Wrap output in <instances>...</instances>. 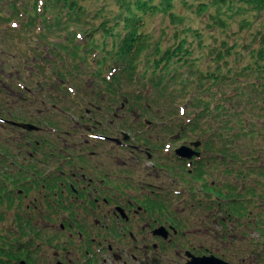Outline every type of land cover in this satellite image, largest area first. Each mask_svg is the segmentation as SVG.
<instances>
[{
    "label": "flooded vegetation",
    "instance_id": "flooded-vegetation-1",
    "mask_svg": "<svg viewBox=\"0 0 264 264\" xmlns=\"http://www.w3.org/2000/svg\"><path fill=\"white\" fill-rule=\"evenodd\" d=\"M51 90L58 92L60 88L40 87L34 98L46 103V100L52 97H46L45 94ZM84 92L83 102L58 105L56 103L55 109H48V114L53 115L52 118H45L40 106L37 115L28 113V119H32V123L39 129L19 130L22 133L21 139L16 141L19 143V149L13 152L18 154L17 166L3 168L6 173L3 178L6 185L3 198L8 208V211H5L7 221L13 211L11 207L22 208L28 197L31 199L26 210H44L43 220L37 219L38 217L32 222L31 219H16L20 221V225L23 220L26 221L25 225L19 228L22 234H29L34 240L43 235L42 241H46L45 244L35 242V248H28L30 254L36 258L40 256L36 259L40 262L38 264H110L111 260L114 264L121 263L119 259H123V255H120L122 241L127 238L137 239V228L148 233V240L153 239V255L149 250L145 253L148 258L136 259L137 254L133 257L131 255L135 264H202L204 259H223L197 239L202 237L200 233L185 232L181 220L172 211L167 210L168 206L162 204V197L172 194L177 197L179 203L188 208L200 209L203 203L211 204L214 201L221 208L220 198L211 191L212 197L209 198L210 192L197 185V179L192 177L194 174L191 170H188L186 175L176 173L171 179L175 183L174 187L163 186L160 190L155 183L149 181L153 171L167 174L177 169L182 170L185 162L192 163L196 157L189 160L177 155L176 148L179 145H171V128L168 129L170 131L167 130L166 135H161L159 130L156 140L151 144L144 136L145 133L151 134L154 131V125L148 115L141 117L139 123L142 128L135 126L139 123L129 125L130 119L126 126L121 124L125 110L122 96L105 92L104 97L100 96L103 104L87 103V98L93 100L99 96L96 94L93 98L92 95H87V86L84 87ZM116 93L119 94L117 87ZM63 106H68L69 109ZM142 109L139 107L138 112ZM126 129L128 135H125ZM162 137L164 141L161 143ZM186 137L182 134L174 136L176 141H184L185 144ZM67 138L75 140L64 143L68 141ZM120 152L125 157L119 155ZM138 155L142 161L136 171L121 169L125 163L132 164ZM100 162L107 166L103 173L101 169L96 171L97 169L92 167ZM90 167L99 175L94 176ZM138 171L145 174L146 177L142 179H146L147 183L139 179ZM87 179L90 180L89 184ZM232 186L235 187V184ZM172 188L177 190V194ZM112 204L114 208H111ZM158 207L160 214L155 212ZM231 208L226 210L225 215L216 212L217 217L210 218L211 224L215 225L216 221L223 227L235 230L239 226L238 222L244 221V227L249 228L251 211H247L248 214L245 215L241 210L239 215H236L232 214L236 207ZM260 223L253 231V238L247 250L252 254L253 263L264 264V221ZM46 228H49L47 233ZM216 235H212L210 240L213 241ZM236 236L234 233L233 240L240 241L241 238ZM45 246L54 247L56 260L53 257L41 256ZM253 252L258 253L261 258H255ZM160 256L166 263L158 259Z\"/></svg>",
    "mask_w": 264,
    "mask_h": 264
},
{
    "label": "trees",
    "instance_id": "trees-1",
    "mask_svg": "<svg viewBox=\"0 0 264 264\" xmlns=\"http://www.w3.org/2000/svg\"><path fill=\"white\" fill-rule=\"evenodd\" d=\"M91 1L0 0V41L7 38L4 42H13L20 49L21 61L18 65L20 68L18 71L24 76L17 75L22 79L23 85L27 88H34L36 80L47 79L54 74L52 71L56 73L60 67L62 69L66 66V73L71 77L70 82L74 81L76 86H81L82 83H86L82 76L86 69L84 67L87 63H90L94 66V72L91 73L98 76L99 85L102 84L107 90L109 88L114 96L120 95L124 98V101L127 100L131 103L125 105V109L128 106L131 110L135 107L143 108V105L138 101L150 96L155 89L159 88L164 90L165 93H170V97L174 99L173 103L187 109L188 115L194 120V124L199 123L200 119L203 118L202 114L205 113L217 119L219 123L222 121L228 124V130H234L236 121L229 118L232 112L226 106V103L231 101L234 96L236 98L245 97V94L250 95L251 98L248 100L253 106L260 105V111L264 112V106L260 104L263 103L260 96L264 93V30H260L254 35L258 46L249 52L250 71L258 78L257 81H246L244 75L239 76L237 73H233L232 67L234 65L229 63V56L233 54L237 46V41L229 42L227 40L228 37H234V32L228 28L230 13H233L229 11L246 12L243 5L237 6V2L241 0H214V2L202 0L200 2L198 6L200 14H210V16H207L206 23H209V25H206V27L211 30L215 27L218 30L226 27L225 35H228L227 38L224 36L218 39V43L209 48L208 53H211L212 60L216 61L217 65L206 64V66H202L203 69L198 66L201 62L197 59V54L194 55L193 53L195 47L205 48L209 46L204 42L205 32L202 28L194 27L186 30L183 27L176 26L177 28L172 36L173 42L170 43H164L160 38L158 40L153 39V35L149 32V28L152 27L153 21L159 13L163 15V23L169 25L183 24L182 16L174 10L177 0H112L115 8H107L109 5L107 0H104L101 6L90 8L88 4L90 5ZM180 1L186 3V0ZM247 1H251L258 10L264 8V0ZM212 7L219 12L208 11V8ZM166 24L165 26L161 24L162 35H166L164 33V29L167 27ZM240 30L245 29L241 27ZM5 34L7 37H5ZM211 35L212 38L217 39L216 35L213 36V33ZM248 36L250 37V34ZM197 38L199 46L193 44ZM34 55H38V59L34 60L36 70L32 72L29 79H26L27 72L23 69V62ZM81 62L83 67L79 65ZM116 70H120L121 74L115 78L116 82H110L111 78L108 77V74L112 72L114 77L116 75L114 71ZM6 72L8 71L3 70V66L0 65V78H4L3 84L9 85L10 81L5 75ZM124 81H126L125 84H138L142 92L144 90L148 91L147 95L142 93V95L137 94L139 96H129L123 91L124 84L122 83ZM228 81L234 82V86L229 91L228 88L231 83ZM75 83L72 82V85ZM66 85H69V83L65 82L62 88ZM85 85L92 87L90 83ZM191 85H195L197 90L192 91ZM114 87L118 88L119 94L116 93ZM252 90L259 91V93H255L259 95L257 98L251 95ZM27 92L23 95L28 97ZM219 93H223L224 97L221 102L216 103L208 99L210 95L218 99ZM97 94L104 97L103 92H97ZM47 96L53 97L51 94ZM242 97L240 100L244 101L245 98ZM262 98L264 99V95ZM64 99H66V96L61 92L58 100L52 99L46 100V102H54L55 100L58 105L59 103H65ZM67 103H70V101L67 100ZM189 106H192V109ZM63 108L69 109L68 106H63ZM235 111L237 112V109ZM1 116L6 117L2 114ZM243 120L247 121L242 118V125L245 123ZM198 123L191 129V134H200L201 126ZM0 125L9 127L1 121ZM238 127L244 129L243 132L246 134L252 131V129H247L245 126L240 125ZM209 132L212 137L219 134L215 126ZM9 144L12 145L11 148L0 143V206L5 205L3 191L6 185L3 178L6 177V173L3 168L17 166L16 157L18 154L13 152L19 149V143L15 140L10 141ZM172 144L177 143L172 142ZM184 144L185 142L182 141L180 145ZM207 144L212 151H215V148L218 147L217 142L214 146L210 141ZM219 146L218 152L225 150V148H222V143ZM226 150L230 149L227 148ZM229 156L239 157L236 152H230L224 158L225 162H227ZM10 161L12 162L10 163ZM213 161V153L202 152L201 157L195 158L191 164L185 162L186 165L182 169V175H186L187 171L191 170L194 174L192 177L197 179V185L203 186L206 191L210 192L213 187L207 179L210 176L209 166L211 167ZM208 163L210 164L207 165ZM237 165L235 167L229 166L227 170L231 174H237L240 178H248L251 176L250 172H256L255 167H258L253 162H247V165L251 167L246 168L247 166H244L241 159H239ZM205 166H207L206 170ZM172 189L177 194V190ZM235 189L236 195L225 197L220 194L219 196L223 208L229 209L235 206L237 208L235 214L239 215L241 210L242 213L244 211L242 208L239 210L241 204L256 202V188L245 186L240 193L237 192V186ZM246 189L249 190L250 197L241 194ZM211 197L210 192L209 198ZM162 198L165 200V197ZM244 213L245 215L248 214L246 209ZM0 220H7V216L2 210H0ZM238 223L240 224V222ZM0 235L2 237L0 241V264L40 263L36 260L40 256L36 258L33 254H30L28 249V246L31 247L33 244L28 243L25 246H19L13 241H8V238H6L7 240L3 239V234Z\"/></svg>",
    "mask_w": 264,
    "mask_h": 264
},
{
    "label": "rangeland",
    "instance_id": "rangeland-1",
    "mask_svg": "<svg viewBox=\"0 0 264 264\" xmlns=\"http://www.w3.org/2000/svg\"><path fill=\"white\" fill-rule=\"evenodd\" d=\"M104 0H92L90 2V5L88 6L90 8H96L98 6H101L103 4ZM202 0H186V3L181 2L180 0H177L175 2V12L179 15L182 16V23L183 24H178V25H169L166 23L162 22L163 15L158 14L157 18L154 19L153 25L151 28H149V32L153 35V39L158 40L159 38L162 39L164 43L167 42H173L172 36L176 30L177 27L185 28L187 29H192L194 27L197 28H202L205 32V37H204V42L208 44L209 46L205 48H200V47H195L193 53L194 55L197 54V59H199V67L206 66V64L214 66L217 65V62L212 60V55L211 53H208L209 48L216 45L218 43V39L223 38L224 36L227 38V34L225 35V30L227 29L226 27L224 28H219V30L215 27L214 29H209L206 27V25H209L207 22V16H210L208 13L206 14H200V8L198 7L200 5V2ZM211 2H214V0H208ZM109 3L107 8H115V4L112 3V0H107ZM243 5L245 7V11H241L240 13H236L233 10L229 12L231 17L229 19V29L234 32V37H228L227 40L229 42H234L237 41V46L234 49V52L231 56H229V63L234 65L232 67L233 73H237V75H244L246 81H257L258 78L255 77V75L250 71L251 66H249L250 62V50L253 49L254 47L258 46V42L254 39V35L258 33L260 30H264V8L263 9H256L251 1L243 0L237 2V6ZM214 13H217L219 11H216V9L208 8V11H211ZM161 24H163L167 27L164 29V33L166 35L161 34ZM249 24V25H247ZM175 26V27H174ZM177 26V27H176ZM241 27H243L245 30L241 31ZM222 32V33H221ZM237 32V33H236ZM213 36L216 35L217 39L212 38ZM250 34V37L248 36ZM5 37L6 34H5ZM7 39V38H6ZM5 39V40H6ZM4 39L0 41V65L3 66V70H7L6 76L9 79L11 83H13V77L17 78V74L19 76H24L22 73H20L18 70L20 68L18 67L21 59V51L18 49L13 42H4ZM193 44H197L199 46V40L198 38L193 42ZM82 62L79 64L80 66ZM32 69V67L30 66ZM85 69V73L82 75L83 78L86 80V83H92L93 84V89H91L90 94L93 96V98L96 95V92L94 93L93 90L96 91V87L98 86L101 90L103 87L98 84L100 82L96 75H93L91 72L94 69V66L90 65L87 63ZM203 69V68H202ZM242 69V70H241ZM240 70V71H239ZM13 75V76H11ZM29 73L25 75L26 79H29ZM36 78V77H35ZM4 79V78H3ZM3 79L0 78V87L3 84ZM126 81H124L122 84L123 86V91L129 96L133 97L134 95H142L147 93V90H144L142 92V89L139 87L138 84L132 83V84H125ZM231 85L228 88V91L231 90L230 88L234 86V82H230ZM86 83H82L79 88L81 91H84V87ZM10 86V85H9ZM7 86V88L9 87ZM57 86V84L53 83L49 88H53ZM11 89L9 90H3L0 88V114L2 115H7L10 118L14 119H20L22 116L23 118H27L29 109H31V105L33 103L28 102L29 99L22 100V93L16 86H10ZM193 89L192 91H196L197 89L195 88V85H191ZM36 88V86H35ZM52 91H47V95H50ZM99 92V90H97ZM168 92V91H167ZM255 93H259V91L252 90L251 95L255 96L256 98L259 95H256ZM137 95V96H139ZM262 96L264 95L261 94ZM260 96V100L263 103H260L261 105L264 106V99ZM213 97V98H212ZM242 97V96H241ZM241 97H233L231 101L226 103V106H228L229 109H231L232 114L229 116L230 119L235 120V129L234 130H228L227 126L228 124L223 123L222 121L219 123L217 119L209 116L208 114H202L203 118L200 119L198 125L201 126V132L199 135H197V139L191 138V137H186V130L192 129L194 127L193 122H191L190 125H185L182 126V136L186 137L187 143L186 147L189 148L193 152H209V154H214V161L211 164V167L209 166V173L210 176L207 179L208 183L213 187V192L216 194L218 197H220V194H223V196H230V195H236V189L235 187L232 186V184H235V186L239 187H255L256 188V202L255 203H247V204H241L239 206L240 208L246 209L247 211H251V217L248 219L249 222H251V226L249 228H245L244 226V221L239 224L238 227H236L235 230L228 228V227H223L220 223H217L215 221V225L211 224L210 218H216L217 213L216 212H221L220 215H225L226 213V208H219V206L214 202L211 204H206L203 203V206H201L200 209L197 208H188L186 205H183L179 203L177 200V197L173 196L172 194L165 195V200L162 201L163 206H168L169 211H172L173 214L178 217L184 229L186 230L185 232H190V233H200L202 237H199L197 239H200L204 246H207L211 250L215 251L216 253L219 254V257L225 259L227 262L230 264H263L262 262L260 263H253L254 259L252 257V254L247 250V246H249L252 238H253V231L256 230L257 227H259L260 221H264V201H262V195H264V112L260 111V105L258 106H253V104L248 100L250 97L249 94H245L244 101H241ZM100 98V97H99ZM223 93L218 94V99H215L214 96L210 95L208 99L213 100V102L219 103L223 99ZM52 100V99H51ZM173 98L170 97V93H165L164 90H161L159 88L155 89V91L150 95L147 96L144 99H141L138 101L143 105V109L141 112H138V109L135 107V109H129V106L127 109L123 111V121H121V124L124 123V125L130 123H139L141 120V117L143 115H148L151 119L152 125H154V131L151 132V134H146L143 135L147 137V140L153 144V141L156 140V137L158 136V131L161 130L159 133L161 135H166L167 130L172 128V124L168 125L165 127L164 125L170 124V116L174 110L173 106ZM207 100V99H206ZM55 101V100H54ZM67 103V100L64 101ZM98 104H103V100L99 99V102H96ZM35 105L37 107L42 108V115L44 114L45 118L48 116L53 117V115L48 114V109H55L54 103H44L41 101V99H37L35 101ZM30 107V108H29ZM232 107V108H231ZM74 108V107H73ZM190 109H192V106H189ZM237 109V112L235 111ZM188 111H186V116H187ZM169 116V117H168ZM184 116V115H183ZM239 118V119H236ZM242 118H245L247 121H244V125H242ZM64 120V118H61ZM164 119L167 121L166 123L160 124V120ZM136 120V121H135ZM227 121L229 119H226ZM32 122V121H31ZM177 124V123H174ZM125 125V126H126ZM178 125V124H177ZM197 125V126H198ZM245 126L247 129H252V131H249L248 134L244 133V129L239 128L238 126ZM124 126V127H125ZM140 128L141 125H135ZM133 126V127H135ZM163 126V127H162ZM215 126V129L218 130L219 134L215 136H211V133L209 132L211 128ZM133 127H131V130H133ZM79 128V127H78ZM128 128V127H127ZM165 128V129H164ZM200 128V127H199ZM257 128V129H256ZM164 129V130H163ZM231 129V128H230ZM19 128L11 129L5 125H0V143H3L7 147L9 146L11 148V145L9 144L10 141H18L21 139V134L19 132ZM113 130V129H112ZM224 130V132H223ZM170 131V130H168ZM125 133L128 135L127 129L125 130ZM220 135V136H219ZM142 136V135H141ZM231 136V137H229ZM65 139V138H64ZM192 139H196L194 142ZM217 139V140H216ZM68 141H64V143H71L73 138H67ZM164 141V138L162 137L161 143ZM211 142L212 146H214L217 142L218 147L215 148V151L210 150V147L207 142ZM55 142V141H52ZM197 144H194L196 143ZM63 143V144H64ZM222 143V148H225V150H222V152H218V148L220 147L219 145ZM80 145V144H79ZM58 147L60 145H57ZM72 146V145H71ZM229 148L230 150H226ZM230 152H236L239 157L238 158H233V157H227V162L224 161V158L226 157L227 154ZM259 152V154H258ZM122 157H125L122 152L119 153ZM194 155V153H193ZM258 158V159H257ZM93 159V158H92ZM241 159L242 163H244V166H247V162H253L255 165L258 167L255 169L256 172H250L251 176L248 178H240L237 176V174H231L228 172L227 168L229 166L235 167L238 166L237 163ZM127 161V158L124 159ZM99 160H93V162H96ZM142 161V158L140 155H138V158L133 160L132 164L125 163L124 166H121V169L124 170H133L136 171L140 167V163ZM106 162V161H102ZM97 163L95 167L97 170L100 171L101 173L104 172V169L107 167L104 163ZM129 162V161H128ZM208 163L207 165H209ZM182 165V164H180ZM243 165V164H242ZM251 166H247L246 168H250ZM207 166H205L206 170ZM91 169V173L94 176L99 175L98 172H96L94 169ZM116 169V167H115ZM114 172H116V170ZM139 172V171H138ZM90 173V172H89ZM153 173V174H152ZM150 174L149 181L152 184H156L157 189H162L163 186H170L174 187L175 183L171 181L175 177L176 173H183L182 170H176L175 172H164V174H160L158 171H153ZM155 175V176H154ZM139 179L143 180V182L147 183V180L142 179L144 178L145 174L140 171L139 174ZM146 177V176H145ZM89 181L87 179V184H89ZM162 183V184H161ZM221 188H219V187ZM215 189V190H214ZM242 191V190H241ZM129 192V191H128ZM129 194H131L129 192ZM242 195H246L247 197L249 195V190H245L244 192L241 193ZM132 195V194H131ZM31 197H28V199L25 201L24 206L22 208H17V207H11L12 212L10 213L9 219L1 221L0 220V234L4 235L5 240L8 238V241H13L17 243V245L25 246L28 243H35V242H43L44 239L43 235L37 239H32V237L29 236V234H22L19 231V228H22L25 225L26 221H22V225H20V221L16 220L18 217L22 219H31L30 222H32L33 219H41L43 220V208L40 210H32L28 208L26 210V206L30 203L29 200ZM221 202V200H220ZM111 208H114V204L111 205ZM0 210L4 212L5 215L6 212L8 211V208L6 205L0 206ZM237 208L233 209V213ZM157 214H160V208L155 211ZM245 217V215L243 214ZM243 220L245 218H242ZM228 225H230L229 222H227ZM262 224V222L260 223ZM241 225V226H240ZM245 228V229H244ZM136 229V228H135ZM49 231V228L45 229V233ZM136 232L138 233V238L136 239H124L122 241V254L123 259H119L121 263L118 264H135V262L132 260V257L137 254L138 257H147L148 255H145L146 251L149 250V252L153 255V239L151 241L148 240L147 237V232L142 231L140 229H136ZM216 235V238L211 241V236ZM237 234V238H241L240 241H234L233 240V234ZM191 237V235H190ZM190 239V238H189ZM2 240V237L0 235V241ZM232 240L234 244L232 243ZM190 241H192L190 239ZM247 243L248 245H244ZM199 244V243H198ZM230 245V247H228ZM54 247L53 246H45L44 251L41 253L42 257H49L53 259H57V256L54 255ZM68 254H66L67 256ZM253 255L255 258H261L258 253H254ZM69 257V256H67ZM61 258V257H59ZM161 262H165L162 256L158 258ZM156 260V259H155ZM138 262V261H137ZM110 264H114L113 260H111ZM138 264V263H137ZM167 264V263H166Z\"/></svg>",
    "mask_w": 264,
    "mask_h": 264
},
{
    "label": "water",
    "instance_id": "water-1",
    "mask_svg": "<svg viewBox=\"0 0 264 264\" xmlns=\"http://www.w3.org/2000/svg\"><path fill=\"white\" fill-rule=\"evenodd\" d=\"M23 126H25V125H23ZM27 127H28L29 129L33 128V127L30 126V125H27ZM202 264H228V263L225 262V261H223L222 259H211V258H210L209 260L204 259L203 262H202Z\"/></svg>",
    "mask_w": 264,
    "mask_h": 264
}]
</instances>
